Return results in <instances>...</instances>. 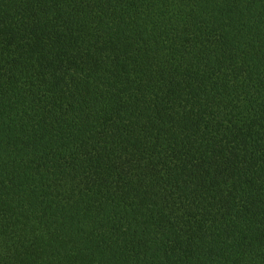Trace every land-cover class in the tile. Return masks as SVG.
I'll return each mask as SVG.
<instances>
[{
	"label": "trees",
	"instance_id": "trees-1",
	"mask_svg": "<svg viewBox=\"0 0 264 264\" xmlns=\"http://www.w3.org/2000/svg\"><path fill=\"white\" fill-rule=\"evenodd\" d=\"M0 264H264V0H0Z\"/></svg>",
	"mask_w": 264,
	"mask_h": 264
}]
</instances>
